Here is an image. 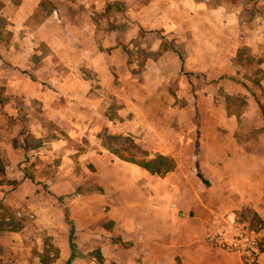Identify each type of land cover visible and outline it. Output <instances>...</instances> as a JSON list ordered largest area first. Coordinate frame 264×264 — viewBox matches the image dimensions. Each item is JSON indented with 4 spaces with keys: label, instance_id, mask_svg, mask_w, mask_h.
Segmentation results:
<instances>
[{
    "label": "crops",
    "instance_id": "crops-1",
    "mask_svg": "<svg viewBox=\"0 0 264 264\" xmlns=\"http://www.w3.org/2000/svg\"><path fill=\"white\" fill-rule=\"evenodd\" d=\"M209 1L193 2L197 23L187 26L186 0H3L0 211L27 207L34 219L6 214L7 224H20L4 226L2 214L0 263L25 255L30 238L42 239L26 229L46 221L52 241L46 251L55 257L36 264H98L83 255L95 251L103 264H244L205 236L214 214L252 223L256 217L264 225V60L257 58L259 88L250 89L257 120L244 119L258 130L256 149L239 138L238 119L217 117L214 104L206 107L211 117L197 120L192 112L171 119L167 102H152L160 86L164 96L166 61L180 60L163 49L167 33L193 30L198 39L206 29L202 15L212 18ZM144 31L157 36L145 46L161 54L131 63L132 45ZM250 32L242 44L261 55L264 30ZM159 155L174 168L151 171L138 162ZM90 188L101 190L77 192ZM46 189L77 194L63 207L49 200L44 206ZM106 219L113 231L101 226ZM118 235L119 242L107 245L106 238ZM38 250L42 255L45 248Z\"/></svg>",
    "mask_w": 264,
    "mask_h": 264
},
{
    "label": "rangeland",
    "instance_id": "rangeland-1",
    "mask_svg": "<svg viewBox=\"0 0 264 264\" xmlns=\"http://www.w3.org/2000/svg\"><path fill=\"white\" fill-rule=\"evenodd\" d=\"M194 1L195 0H186L185 3L186 15L184 17V22L187 26L196 22L194 9L197 8L193 4ZM207 3L209 8L213 9L212 18L209 17L207 12L202 15L205 16L203 24L205 23L206 29L201 31V35L198 36V39L195 38L193 30H187L184 34L177 31H170V33H167V43L181 51L185 57V66L183 69L180 66V60H178V64H175L173 59L169 57L170 59L166 61V65L168 66L167 73L169 76H166L163 80L166 86L164 96L160 93L162 90V86H160L159 92L155 95L152 102L157 103L161 100L165 103L167 102L171 107L169 110L171 119L187 117L186 115L188 114L191 116L193 113L191 117L197 120L203 117H211L207 115L209 109H206V107L209 108L210 104H214L215 108H217L215 111L218 113L217 117L226 118L233 115V117L238 119L239 124L236 133L239 135V138L245 142L247 148L256 149V136L258 130L245 124L244 119L257 120L255 108L258 109V107L250 89L251 87L257 88L258 84L260 85V81L258 80L259 59L257 58L259 57L264 60V48H262L263 56L262 54L260 55V53L255 54L252 52L251 46L242 44V42L245 41L242 37L249 36L251 33L250 31L254 29L264 30V0H239L236 2L233 0H210ZM3 5H5L3 0H0V9ZM2 18L4 17L0 15V24L5 21ZM120 20L123 23L122 19ZM4 23H6V21ZM159 36H162V34L160 33ZM164 36L166 35L164 34ZM155 38H157V36L154 34L152 35V31H144L139 35V41L134 42L131 48V54L134 59L131 63H138L139 55L144 59H156L161 54L160 51L154 52V54L153 51H150L149 48L145 46V44H150ZM143 68V66L139 67L137 72H142ZM167 87L169 88L168 94H166L168 90ZM176 104H181V108H184H175ZM225 111L227 114L222 115L221 112L223 113ZM156 112L157 111H155V114ZM94 178L95 176H91V180H94ZM91 185L97 186L96 183ZM100 190L101 189L90 188L89 190H79L77 192L92 193L100 192ZM72 194L77 193L73 191L71 194L56 196L53 192L46 189L42 204L44 206L47 205L49 200L50 203L54 201L56 204H59L60 207H63L64 204H67L66 198ZM105 208L106 209L103 210L107 211L111 207L105 206ZM65 209H68V207H65ZM20 212L25 214H20ZM2 214L4 216V226H18L22 219L30 221L34 219L33 214H28L27 207L23 211L21 208L10 207V209L4 212L0 211V217ZM6 214L9 216H19L20 222L10 221V223L7 224L5 220ZM249 217L251 218L253 216L249 215ZM253 218L256 219V221H254L256 225L261 224L264 228L263 223L260 222L259 219L256 217ZM45 225H49V222L44 221L41 225L37 224L36 226L30 225L26 229L30 234H40L42 239L37 240L33 237L30 238L27 241V245H30L28 252L23 256H19L20 254L15 257L8 255L9 257L6 259L8 260L7 264H15V262H18L17 256L19 260L26 261L28 264H36L39 260L43 263H48L50 258L55 257L51 256L46 251L49 250L47 247L52 246V241L50 240L51 236L46 235L47 227ZM67 225L70 224L67 223ZM114 225L115 223L108 219L101 222V226L107 231H113L115 228ZM59 228H61V226L56 229ZM94 228L98 230L97 225H94ZM109 238L110 237L106 238L107 245H114L116 240L117 242L121 240L122 236L118 235L117 237ZM74 242L76 247L81 246L80 238L76 237ZM125 243L130 245V243H132L131 239H126ZM39 245L45 248L42 255H40L41 252L38 250ZM80 250L82 251L81 248ZM89 254L83 253L86 258L90 256L97 257V251ZM22 263L23 262H20L19 264Z\"/></svg>",
    "mask_w": 264,
    "mask_h": 264
},
{
    "label": "built area",
    "instance_id": "built-area-1",
    "mask_svg": "<svg viewBox=\"0 0 264 264\" xmlns=\"http://www.w3.org/2000/svg\"><path fill=\"white\" fill-rule=\"evenodd\" d=\"M264 229L236 215L214 214L205 240L212 247L240 256L244 264H260L264 254Z\"/></svg>",
    "mask_w": 264,
    "mask_h": 264
},
{
    "label": "trees",
    "instance_id": "trees-1",
    "mask_svg": "<svg viewBox=\"0 0 264 264\" xmlns=\"http://www.w3.org/2000/svg\"><path fill=\"white\" fill-rule=\"evenodd\" d=\"M233 1H239V0H233ZM171 49L172 51H174V53H176L179 56V59L181 60V67L184 69L185 66V57L184 55L181 53V51L170 45L167 42H163V49ZM246 86V85H245ZM127 160H134V159H129L127 157H123ZM139 163H141L143 166L147 167L148 169H150L151 171H169L172 170L175 166L173 160L170 157L167 156H163V155H159L157 156L155 159L150 160V161H138ZM66 218H67V222L71 225V232H73L75 230L74 227V223L73 221L69 218V214L67 212L66 214ZM98 262V264H103V257L101 256L100 253H97V257H96V261Z\"/></svg>",
    "mask_w": 264,
    "mask_h": 264
}]
</instances>
